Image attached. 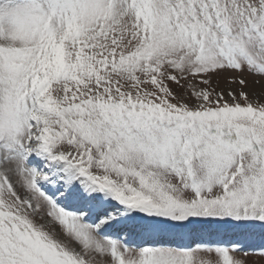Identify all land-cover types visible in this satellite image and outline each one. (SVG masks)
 <instances>
[{
  "label": "snow or ice",
  "instance_id": "6c2138e0",
  "mask_svg": "<svg viewBox=\"0 0 264 264\" xmlns=\"http://www.w3.org/2000/svg\"><path fill=\"white\" fill-rule=\"evenodd\" d=\"M0 264H264V0H0Z\"/></svg>",
  "mask_w": 264,
  "mask_h": 264
}]
</instances>
